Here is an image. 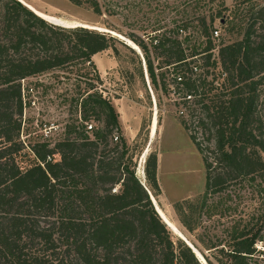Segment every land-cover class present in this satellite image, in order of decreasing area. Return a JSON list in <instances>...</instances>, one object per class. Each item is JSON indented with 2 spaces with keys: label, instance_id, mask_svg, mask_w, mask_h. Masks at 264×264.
<instances>
[{
  "label": "trees",
  "instance_id": "obj_1",
  "mask_svg": "<svg viewBox=\"0 0 264 264\" xmlns=\"http://www.w3.org/2000/svg\"><path fill=\"white\" fill-rule=\"evenodd\" d=\"M70 1L102 15L99 0ZM222 4L229 12L225 25H242L243 35L234 44H222L218 58L205 18L198 20L197 36L184 23L176 34L155 38L154 58L146 44H137L152 83L165 93L172 70L178 95L194 119L182 124L198 150L206 152L191 132L194 124L214 144L212 156L203 157L205 195L201 202L187 200L176 207L180 223L197 234L204 251L220 255L215 258L221 264L223 259L251 264L264 259V215L235 216L242 200L239 185L256 184L264 200V118L259 110L264 0H234L232 9ZM182 34H187L184 39ZM116 42L98 31L48 23L19 1L0 0V264H202L187 244L173 240L156 211L134 170L120 114L101 89L93 59ZM80 65L83 86L78 85L73 100L80 121L68 125L66 137L54 146L47 141L26 145L21 140L22 82ZM89 67L96 85L89 81ZM92 117L100 126L88 129ZM157 168V157L150 156L145 173L154 192H159ZM217 215L233 220L224 239L203 225L205 217ZM204 258L213 264L208 255Z\"/></svg>",
  "mask_w": 264,
  "mask_h": 264
},
{
  "label": "rangeland",
  "instance_id": "obj_2",
  "mask_svg": "<svg viewBox=\"0 0 264 264\" xmlns=\"http://www.w3.org/2000/svg\"><path fill=\"white\" fill-rule=\"evenodd\" d=\"M16 1H23L64 24H56L58 26H88L116 39L114 49L96 55L93 60L103 80L101 89L120 114L136 175L142 182L138 170L149 150L143 165L142 183L151 192L152 199L154 197L168 219L174 222L184 240L190 242L203 257L208 255L213 264H221L215 257H222L211 251H204L197 241V234L191 235L182 226L176 211V207L184 201H202L206 190V167L203 157L212 156L210 149L214 144L208 141L204 132L194 124L191 126V132L196 135L206 152L202 154L198 150L190 139V132L182 124L183 120L192 123L194 119L191 120L189 105L184 106L183 99L178 95L179 88L174 82L172 70H168L169 92L165 93L161 86L157 87L152 83L145 53L137 43L146 44L154 58L152 45H155V38L176 34L177 27L184 23L189 24L187 32L197 36L198 20L205 18L216 47L214 57L218 58L222 44H234L240 41L243 35L242 25L236 28L225 25L229 12L222 10V2L232 9L234 0H99L102 15L95 14L85 3L77 6L70 0ZM220 11L223 15H217ZM215 31L219 32V36L214 34ZM185 35L187 34H182L183 39ZM125 39L135 43L140 52L132 48ZM80 69L81 65L58 69L22 82L25 109L21 140L26 145L47 141L54 146L66 137L68 125L80 121L81 114L77 113L76 103H73L78 97V85L83 86L79 83L82 80H78L81 79ZM88 72L89 81L96 85L95 70L89 67ZM220 72V68L216 69L218 75ZM261 93L259 110L264 118V84ZM156 112L158 132L152 141L151 132ZM87 125L90 129V126L99 127L100 123L92 117ZM153 155L158 161L159 192L150 188L145 173L146 163ZM29 161V157H24L25 163ZM237 188L240 189L242 200L238 201L240 207L235 217L239 219L242 215L254 213L264 215V200L258 196L256 184L247 183ZM154 199L152 201L156 208ZM203 221V225L220 239L226 237L225 230L233 223L231 218H221L219 215L211 219L205 217ZM171 234L174 241L181 240L186 244L181 236L172 231ZM257 246L261 249L260 243ZM223 261V264H230L225 259ZM251 264H264V259L255 258Z\"/></svg>",
  "mask_w": 264,
  "mask_h": 264
},
{
  "label": "bare ground",
  "instance_id": "obj_3",
  "mask_svg": "<svg viewBox=\"0 0 264 264\" xmlns=\"http://www.w3.org/2000/svg\"><path fill=\"white\" fill-rule=\"evenodd\" d=\"M22 1V0H20ZM22 3H24L25 6L29 7L31 10H33L39 17H41L42 19H44L45 21H47L48 23H51L53 25H56V24H59V25H64L62 22H60L58 19L50 16V15H47L43 12H40L39 10L33 8L32 6L26 4L25 2L22 1ZM63 21V20H62ZM66 25V24H65ZM88 27V26H87ZM94 28V27H93ZM99 31V30H98ZM112 33V32H111ZM115 34V33H114ZM119 34H117L118 36ZM122 37V36H121ZM124 39V38H123ZM122 39V40H123ZM127 39V38H126ZM125 39V40H126ZM130 46L132 48H134L136 51L140 52V48L135 44L133 43L132 41H129V40H126ZM157 132H158V119H157V112L155 113V116H154V120H153V126H152V132H151V139L152 141L155 140L156 136H157ZM152 143V142H151ZM149 150L146 152L143 160H142V164H141V167H140V170L139 171V177L142 179V182L144 181V172H143V165L145 163V159H146V156L148 154ZM144 155V154H143ZM154 199V197H153ZM154 203L156 205V209L158 210L159 214L161 215L162 217V220L165 222V224L174 232L176 233L178 236H181L183 239H185L183 237V235H181L180 231L177 229V227L168 219V217L164 214V212L161 210V208L157 205V202L155 201L154 199ZM187 241V240H186ZM187 243L192 246V244L190 242L187 241ZM194 248V247H193ZM194 251L196 253V255L199 257L200 260H203L201 255L199 254V252L194 248ZM204 264H206L204 262Z\"/></svg>",
  "mask_w": 264,
  "mask_h": 264
},
{
  "label": "water",
  "instance_id": "obj_4",
  "mask_svg": "<svg viewBox=\"0 0 264 264\" xmlns=\"http://www.w3.org/2000/svg\"><path fill=\"white\" fill-rule=\"evenodd\" d=\"M27 8H29V7H27ZM30 9V8H29ZM31 10V9H30ZM31 11H33V10H31ZM34 12V11H33ZM35 13V12H34ZM36 14V13H35ZM37 15V14H36ZM66 28H78V27H82V28H86V29H90L89 27H86V26H81V25H74V26H65ZM90 30H94V29H90ZM143 184V186H145L144 185V183H142ZM145 188L147 189V191L149 192V194H150V196H151V199H152V194H151V192L149 191V189L145 186ZM153 200V199H152ZM156 211L158 212V210L156 209ZM158 214H159V212H158ZM159 216L161 217V215L159 214ZM161 219H162V217H161ZM184 240V239H183ZM185 242H186V244L193 250V252L195 253V251H194V248H193V246H190L188 243H187V241L186 240H184ZM200 254V253H199ZM195 255H196V253H195ZM201 255V254H200ZM197 256V255H196ZM201 257H202V259L203 260H200L199 259V257L197 256V258L199 259V261L202 263V264H204V262L207 264V262H206V260H205V258L201 255Z\"/></svg>",
  "mask_w": 264,
  "mask_h": 264
},
{
  "label": "built area",
  "instance_id": "obj_5",
  "mask_svg": "<svg viewBox=\"0 0 264 264\" xmlns=\"http://www.w3.org/2000/svg\"><path fill=\"white\" fill-rule=\"evenodd\" d=\"M214 34H215L216 36H219V32H218V31H215ZM90 129H91V127H90ZM49 160H51V159H49Z\"/></svg>",
  "mask_w": 264,
  "mask_h": 264
}]
</instances>
